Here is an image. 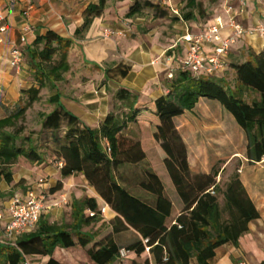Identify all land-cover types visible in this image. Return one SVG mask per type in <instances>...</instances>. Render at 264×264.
Returning <instances> with one entry per match:
<instances>
[{
	"label": "trees",
	"instance_id": "16d2710c",
	"mask_svg": "<svg viewBox=\"0 0 264 264\" xmlns=\"http://www.w3.org/2000/svg\"><path fill=\"white\" fill-rule=\"evenodd\" d=\"M105 3L106 0H96L87 6L76 36L84 35L93 19L103 13ZM144 4H132L125 16L140 14ZM186 6L189 11H181L171 19L196 20L192 8H198L199 3L188 0ZM160 13L161 17L165 15ZM72 45L73 41L48 31L37 35L26 48L36 85L22 90L21 101H25L0 118V183L18 185L13 184L12 166L21 157L31 163H46L45 144L35 142L31 134L22 135L23 127L17 123L40 100L42 88L49 84L56 89V83L63 80L70 70L68 51ZM168 51L171 53L172 49ZM231 58L227 69L214 75L173 69L172 77L164 83L168 92L156 99L118 88L112 96L114 109L108 111L98 127L83 124L62 105L58 92L51 94L46 101L54 107L38 114L40 132H50L54 144L51 162H60L62 178L84 176L105 203V209L115 213L109 220L112 231L108 225L99 233L84 232V227L101 220L100 207L95 197L75 199L70 223L49 222L40 217L33 230L17 235L15 245L1 241L0 263L23 264L26 257L48 256L45 264H62L52 257L55 248L78 245L94 263L110 264L120 258L122 249L116 235L127 229L134 230L138 238L124 249L137 256L148 251L154 264H191L193 259L196 264H210L217 248L237 245L247 232L248 223L259 217L254 203L237 173L221 187L215 168L208 173L191 172L186 144L173 121L193 110L200 98L217 101L243 130L248 161L256 163L264 158V48L255 53L244 47L239 56ZM102 70L108 79L119 81L131 66L120 62ZM118 104L123 111L115 109ZM62 126L66 130L61 136ZM133 129H137L136 135ZM143 161L149 166L143 168L137 184L151 192L153 200L133 195L115 176L119 165ZM60 188L61 183L57 182L50 191ZM14 194L0 189V202ZM218 194L223 196L222 206ZM87 209L95 211L94 216L85 215ZM173 209L178 215L170 219ZM152 261L147 257L143 264Z\"/></svg>",
	"mask_w": 264,
	"mask_h": 264
},
{
	"label": "crops",
	"instance_id": "0c3cea01",
	"mask_svg": "<svg viewBox=\"0 0 264 264\" xmlns=\"http://www.w3.org/2000/svg\"><path fill=\"white\" fill-rule=\"evenodd\" d=\"M136 2L139 5L145 2L140 10L141 13L130 18L126 17L125 14L129 7ZM91 3H96V0H0V14L3 16L0 25L4 27V30L0 31V118L22 103V90L36 85L29 68L26 48L32 44L37 35H45L50 31L57 36L73 41V45L68 51V62L70 64L71 56L80 54L82 61L87 64V72H90V67L96 64L100 67L103 77H105L104 71L101 69L103 63L112 65L122 62L129 64L131 70L126 77L118 82L115 79L105 77L107 80L106 85L113 91L125 87L134 92L147 94L151 99H156L168 92L164 83L171 59L177 58V54L181 55L178 58H183L185 55V44L178 41V38L186 32H201L213 25L217 16H223L216 13L210 17L211 19H207L203 23L196 20L189 23L174 20L175 23L172 27L180 31V34L175 35V37L159 38L155 23L175 16L171 9L177 8L178 10V6L180 7L178 0H170V6L165 4L164 0H106L103 13L93 19L83 36H76V29L83 23L84 11ZM236 5V16L244 28L248 29L257 24L264 25V0H238ZM160 11L165 14L163 17L159 15L161 14ZM147 16H149L148 19ZM222 19L226 22L225 16ZM26 28H29L30 31L25 32ZM105 29L112 32L111 36H104ZM117 31H121L122 35H116L115 32ZM227 32V29L224 28L221 33L226 35ZM23 34L26 36L25 41H21ZM170 42H174L175 46ZM14 46H18L23 51V64L20 70H16L10 65V51ZM169 47L170 49L174 48V50L166 54ZM244 47L250 48L255 53L261 52L264 48V35L244 37L237 40V44L231 46L229 55L225 59V62H227L226 69L229 59H232L233 56H239L244 51ZM212 50L213 44L203 46L205 55H208ZM166 56L170 58L169 62H167ZM81 70L79 68L77 73L75 72V80L78 79ZM65 79L67 77L63 76V80ZM110 83H113L114 86H111ZM88 91L80 93L75 89L64 95L58 92L60 95L59 100L83 124L98 127L109 111V96L105 95L101 98L104 103V106L101 107L100 98L95 96L94 91L92 92L90 89ZM200 105H208L215 109L221 107L214 100L206 98H200L194 109ZM194 109L191 111H194ZM191 111H185L184 114L173 119L177 130L178 120L185 118ZM204 111L207 112L205 108ZM208 114L211 115V113ZM25 161L35 166H30L29 169H39L37 173L42 174V176L31 179L28 175L29 169H23L24 173L21 176L23 180L19 182L21 189L15 190L14 193H24L29 188L47 193L49 197L46 204L49 206L43 211L41 217L49 222L70 223L72 220L71 204L75 199L82 200L86 197H95L98 206H104L105 203L96 196L93 188L88 185L82 174L62 178L59 172L60 162L49 166L46 163L37 166V163H31L26 159ZM188 163L190 168L189 159ZM239 178L254 203L259 217L248 223V230L239 238L237 245L225 244L217 248L210 264H240V262L264 264V158L256 163H250L246 158V162H243L240 167ZM15 179V176H13V180L17 183L18 180ZM40 179L42 180L41 183H39ZM57 182L61 183V188L51 192L50 189L55 187ZM0 189L2 191L7 189V184L1 182ZM59 195H65L68 204L50 206V201L57 199ZM153 199L154 197L145 200ZM84 213L86 215V210ZM114 215L113 211L105 209L104 214H101V220L84 227L83 231L95 234L107 229L108 225L110 231H112L109 220ZM177 215L178 211L173 209L170 219L175 218ZM116 236L122 249L138 238V234L132 229L124 230ZM57 248H55L52 256H54ZM85 255L88 259L85 258L84 264H96L88 257L86 252ZM46 257L48 256H40L41 260ZM147 257L152 261L148 251L138 256L127 251L123 259L118 258L114 262L143 264ZM53 258L59 261L58 258ZM42 262L43 264L46 263L43 260ZM152 264H154L153 261ZM191 264H196L195 259L192 260Z\"/></svg>",
	"mask_w": 264,
	"mask_h": 264
},
{
	"label": "rangeland",
	"instance_id": "374dc122",
	"mask_svg": "<svg viewBox=\"0 0 264 264\" xmlns=\"http://www.w3.org/2000/svg\"><path fill=\"white\" fill-rule=\"evenodd\" d=\"M187 1L188 0H178V2L180 3V7L178 6L179 13L181 11L187 12L190 10V8L186 6ZM195 2L199 3L198 8H192L197 22L199 21L200 23H203L207 19H211L210 17H212V15L214 16L216 13L222 14L227 18L226 8L228 6L231 7L233 14H235L236 16L235 7L237 6L236 4H238V0H195ZM148 17L149 16H147V19ZM235 18L239 22L237 16ZM178 21L188 23L191 22L184 21L182 19ZM174 23L175 21L172 20L171 17L166 18V20H163L162 22L155 23L157 36L159 38H166L179 35L180 31L172 27ZM174 39L176 40V38ZM170 44L174 45V42H170ZM235 44H237V41ZM178 48L180 49V47ZM168 50H170V47L167 49L166 54H169ZM172 50H174V48H172ZM180 56V54H177V58H174L173 60L171 59V62L168 64L165 78H167V73L169 72V70L174 69V66L180 61V58H178ZM166 57L167 62H169L170 58H168V56ZM109 65L111 64L103 63L101 69ZM86 66L87 64L82 61L80 54H78L77 56H71L70 70L64 74L67 79L58 81L56 83V89H51L49 84H47L46 87L42 88L40 90V100L34 102L27 109L23 119L18 121L17 123V126L19 125L23 127L22 135L31 134L35 142L45 144L43 150L46 151L45 162L48 166L55 164V162H51V160L53 159L51 150L54 144L49 138L50 132H40L41 126L38 114L39 112H49L54 107V105H50L46 101L51 94L55 92H61L63 95L69 94L71 90L75 89L80 93H86L88 89H90V91H94L93 93L95 94V96L100 98L98 99L101 102V107L104 106L101 98L105 97L106 95L109 96V111L114 109L115 103L112 96L117 89L113 91L109 86L106 85L107 80L105 77H103L100 67L91 66L90 72H87ZM79 68L82 70L77 77L78 79L75 80V72L77 73V70H79ZM227 77L231 79V75H228ZM110 84L111 86H114L113 83ZM24 101L25 99L22 102ZM215 102L219 104L217 101ZM204 108L207 110V112L204 111ZM115 109L117 111L124 110V108L119 104L118 106H115ZM208 113H211V115ZM177 126L179 133L184 143L186 144L187 157L190 161V170L192 173L203 171L210 172L212 168H215L219 171L216 180L219 181L221 187H224V184L231 175L235 173L239 175L242 163L246 162L247 141L243 130L237 125L232 115L228 111L223 110L221 107H217L215 109L208 105H200L199 107H196L194 111L188 113L185 118L179 119L177 122ZM65 130V126H62L60 132L61 136L64 134ZM133 130L134 134L136 135L137 129ZM36 165L39 166L40 164ZM30 166L35 167L33 164L30 165V163L26 162L22 157L19 158L18 161L12 166V176H15V180H18L17 183H15V181L13 180V184L15 183L18 185L12 187V185L6 183L7 189H5L4 191L14 192L15 190H20L21 186H19V182L23 180V178L21 177L24 173L23 169H29ZM148 166L149 165L146 161L140 162L138 164H121L117 168V173L115 175L116 179L133 195H136L137 197L143 199H151L152 197H154V195L151 192L141 188L137 184L143 174V168ZM35 170L29 169L28 175L29 177H31V179H37L38 177L42 176V174L37 173L39 169ZM2 183L4 184V182ZM60 198L61 196L59 195L56 200H60ZM218 199L220 205L222 206L224 203L222 194H218ZM67 204V201L61 202V206ZM52 257L58 258L59 261L63 264H84L85 258L88 259L85 255V252L80 246H73L69 248L58 247L54 256ZM124 257H121V259H123ZM48 259L49 257H46L42 260L45 262ZM28 260L33 264H43L41 258L37 256L29 257ZM116 262H113L112 264H121L119 262Z\"/></svg>",
	"mask_w": 264,
	"mask_h": 264
},
{
	"label": "built area",
	"instance_id": "2783aa9c",
	"mask_svg": "<svg viewBox=\"0 0 264 264\" xmlns=\"http://www.w3.org/2000/svg\"><path fill=\"white\" fill-rule=\"evenodd\" d=\"M166 4H171L170 0H164ZM244 4V3H243ZM173 15L179 16L177 8L171 9ZM226 22L222 17L218 16L214 20V24L198 33L186 32L178 38V41L185 44L184 57L174 66V69L191 70L194 74L206 73L213 74L224 69L227 64L225 62L229 50L238 39L244 37H252L255 35H264V25L257 24L251 28H244L237 20L231 7L226 8ZM3 16L0 14V24ZM226 28L227 34L222 35V30ZM4 27L0 25V31ZM30 29L26 28L25 32ZM112 32L109 29L104 30V36H111ZM116 35H122L121 31L115 32ZM25 34L22 35L21 41H25ZM205 44H213V50L205 55L203 46ZM23 64V51L14 46L10 51V65L16 70H20ZM173 69L169 70L167 77H172ZM42 180H39L41 183ZM49 195L43 191H38L34 188L27 189L24 193H15L8 200L0 202V240L7 241L15 245V240L18 234L33 230L43 211L49 206L46 204ZM66 202L65 195H61L60 200L53 199L50 201V206L61 205V202ZM105 206L100 207V214H104ZM95 211L86 210L87 216H94ZM148 250V248H146ZM127 251L121 249L120 258L126 256ZM23 264H32L26 257ZM240 264H246L240 262Z\"/></svg>",
	"mask_w": 264,
	"mask_h": 264
}]
</instances>
